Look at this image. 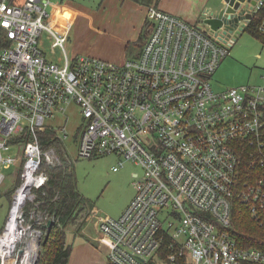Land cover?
Listing matches in <instances>:
<instances>
[{"label": "built area", "instance_id": "2783aa9c", "mask_svg": "<svg viewBox=\"0 0 264 264\" xmlns=\"http://www.w3.org/2000/svg\"><path fill=\"white\" fill-rule=\"evenodd\" d=\"M49 1L0 0V189L3 169L16 166L0 264H39L44 224L56 217L39 210L36 190L49 180L44 165L69 156L44 147L39 135L50 129L64 143L67 125L51 120L68 119L70 104L81 118L79 158L114 155L115 171L126 161L142 168L126 209L97 225L113 264H264V249L242 244L233 231L237 202L264 222V85L213 87L244 22L228 37L223 27L149 5L141 51L112 62L69 56L68 35L52 29ZM45 31L63 49L62 62L42 49Z\"/></svg>", "mask_w": 264, "mask_h": 264}, {"label": "rangeland", "instance_id": "374dc122", "mask_svg": "<svg viewBox=\"0 0 264 264\" xmlns=\"http://www.w3.org/2000/svg\"><path fill=\"white\" fill-rule=\"evenodd\" d=\"M83 1L89 2V0ZM51 9L52 7H48V10ZM45 32L42 33L45 39L44 42H46L44 47L50 57L53 56L49 49L51 40L47 39ZM130 47L129 55H136L141 51L139 42L133 43ZM56 49L57 52L54 56L59 57V59L61 56L63 59V49ZM66 49L71 54L68 44H66ZM214 74L213 87L217 90L235 85H264V46L252 34L243 31L238 35L229 55L224 58ZM67 109L68 119L61 114H57L51 120V124L56 127L62 124L67 125L68 134L65 142L61 143L60 146L57 145V147L59 151L61 150V153L65 149L69 155L66 157L70 163L69 167L71 170L73 169L78 190L86 200V207L78 211L79 218L64 227V230L67 231V243L72 244L75 239L81 236L79 231L83 224H85L84 228L88 227V231L96 234L94 221L98 217H119L122 214L135 193L132 172H142V168L134 161H126L119 170L115 171L113 166L117 165L118 158L114 155H103L102 157L87 159L79 158L77 154V140L79 139L75 136L81 122L79 109L74 104H70ZM14 151L13 149L11 152ZM15 170V165L9 169H3L4 173L8 175V179L4 183V187L0 189V231L8 219V212L11 207L8 193L12 191L9 187H11L10 183L14 180ZM94 208L97 211L90 212ZM39 210L42 211L41 207H39ZM90 214H92V217L86 223V218ZM103 246L104 248L108 247L107 243H104Z\"/></svg>", "mask_w": 264, "mask_h": 264}, {"label": "crops", "instance_id": "0c3cea01", "mask_svg": "<svg viewBox=\"0 0 264 264\" xmlns=\"http://www.w3.org/2000/svg\"><path fill=\"white\" fill-rule=\"evenodd\" d=\"M224 3V0H158L152 5L199 23L207 10L216 12ZM48 4L52 7L49 10L52 29L60 36L68 35L69 56L86 53L112 62H122L130 56V46L138 42L143 33L148 8L133 0H50ZM45 33L51 40L49 49L53 56H48L43 35L42 49L50 60L62 62L61 56L60 59L54 56L57 49L52 46L53 36ZM91 217L92 214L86 218V223ZM99 219L94 221L96 234L84 228L85 224L80 228L81 236L72 243L68 264H111L109 243L97 228ZM104 243L108 247L104 248Z\"/></svg>", "mask_w": 264, "mask_h": 264}, {"label": "trees", "instance_id": "16d2710c", "mask_svg": "<svg viewBox=\"0 0 264 264\" xmlns=\"http://www.w3.org/2000/svg\"><path fill=\"white\" fill-rule=\"evenodd\" d=\"M13 3L22 4L24 0H12ZM146 5L157 4L158 0H133ZM253 16L245 27L246 32L252 34L264 46V0L262 5L252 11ZM146 27L143 29L138 42L142 44L149 35ZM44 147L60 146L61 141L56 137L53 130H47L39 135ZM58 148V147H57ZM252 148L245 147L241 154L244 168L248 164ZM61 152V150H60ZM63 155V153H61ZM70 163L63 155V162L56 166L44 165L49 173V180L45 186L36 190L37 200L40 201L42 211L56 217L55 224L42 242L39 264H68L69 256L72 252V244L67 243V231L64 227L79 218V209L86 207V200L78 190L76 176L69 167ZM245 173V172H244ZM21 171L17 183L21 182ZM13 188V189H12ZM10 188L9 198L12 196L15 187ZM30 206H28L29 208ZM27 208V210H28ZM233 217L234 236L247 246H257L264 249V222L263 224L253 220L250 212L241 203L235 204ZM84 225V224H83ZM81 230V229H80ZM111 264H113L111 262ZM178 264H187L183 258Z\"/></svg>", "mask_w": 264, "mask_h": 264}, {"label": "water", "instance_id": "95a60500", "mask_svg": "<svg viewBox=\"0 0 264 264\" xmlns=\"http://www.w3.org/2000/svg\"><path fill=\"white\" fill-rule=\"evenodd\" d=\"M260 0H224V5L216 12L207 10L201 18V22L205 23L207 27L213 30H218L223 27V33L228 37L231 36L235 27L243 21L240 26V32L244 31V25L252 18L254 7ZM55 224V220L51 219L44 228H47L48 233ZM48 235V234H47Z\"/></svg>", "mask_w": 264, "mask_h": 264}, {"label": "bare ground", "instance_id": "6f19581e", "mask_svg": "<svg viewBox=\"0 0 264 264\" xmlns=\"http://www.w3.org/2000/svg\"><path fill=\"white\" fill-rule=\"evenodd\" d=\"M21 203L20 202H17L14 209H13V214H12V219H11V224H14L17 222V214H18V211H19V207H20Z\"/></svg>", "mask_w": 264, "mask_h": 264}]
</instances>
